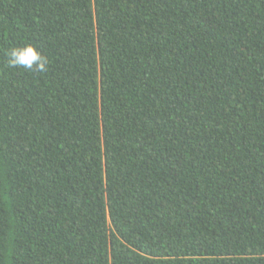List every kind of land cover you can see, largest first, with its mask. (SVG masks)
Segmentation results:
<instances>
[{
    "label": "trees",
    "instance_id": "16d2710c",
    "mask_svg": "<svg viewBox=\"0 0 264 264\" xmlns=\"http://www.w3.org/2000/svg\"><path fill=\"white\" fill-rule=\"evenodd\" d=\"M0 264H264V0H0Z\"/></svg>",
    "mask_w": 264,
    "mask_h": 264
},
{
    "label": "clouds",
    "instance_id": "9594fccd",
    "mask_svg": "<svg viewBox=\"0 0 264 264\" xmlns=\"http://www.w3.org/2000/svg\"><path fill=\"white\" fill-rule=\"evenodd\" d=\"M7 61L10 68L41 73L47 71L49 63L48 58L31 43L12 47L7 53Z\"/></svg>",
    "mask_w": 264,
    "mask_h": 264
}]
</instances>
